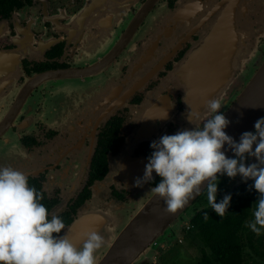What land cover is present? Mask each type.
<instances>
[{
  "label": "flooded vegetation",
  "instance_id": "af4514ba",
  "mask_svg": "<svg viewBox=\"0 0 264 264\" xmlns=\"http://www.w3.org/2000/svg\"><path fill=\"white\" fill-rule=\"evenodd\" d=\"M194 2L0 0V168L28 177L78 249L98 233L96 264L154 196L155 173L134 186L151 143L194 130L190 104L198 127L211 99L226 114L264 64V0H199L191 16ZM207 208L205 190L172 247Z\"/></svg>",
  "mask_w": 264,
  "mask_h": 264
},
{
  "label": "clouds",
  "instance_id": "9594fccd",
  "mask_svg": "<svg viewBox=\"0 0 264 264\" xmlns=\"http://www.w3.org/2000/svg\"><path fill=\"white\" fill-rule=\"evenodd\" d=\"M201 11L203 6L196 0L189 15ZM224 107L221 100L211 99L205 105L210 118L202 126L194 124L200 114L190 112L188 122L194 130L165 135L151 143L143 178H138L134 186L155 183V173L159 183L152 188L153 194L164 202L168 212L176 213L199 197L206 183L208 206L222 219L232 195H225L217 203L219 177L234 180L239 176L242 183L252 181L249 190H254L258 199L254 220L247 226L259 237L264 230V118L255 123L254 132L243 133L237 143L226 134L231 121L222 113ZM228 151L234 158L226 157ZM249 158L256 163L246 166ZM43 199L42 193L29 187L25 174L0 168V264H96L95 254L105 240L96 232H86L80 237L82 249H78L61 235L65 223L49 216ZM204 219L209 216L205 214Z\"/></svg>",
  "mask_w": 264,
  "mask_h": 264
},
{
  "label": "water",
  "instance_id": "95a60500",
  "mask_svg": "<svg viewBox=\"0 0 264 264\" xmlns=\"http://www.w3.org/2000/svg\"><path fill=\"white\" fill-rule=\"evenodd\" d=\"M193 109L194 104H190L189 113ZM225 115L231 121L230 126L226 129V134L235 142H239L243 133L254 132L255 123L264 118V64ZM225 154L227 158H234L231 151ZM253 163H256L255 159L249 158L246 161V166ZM250 182L252 181L242 183L241 177L237 176L225 184L228 190L227 194L231 195L235 189ZM205 190L206 183L201 186V192L203 193ZM197 199L198 197L191 200L184 209L170 213L166 210L164 202L154 195L144 210L130 221L120 233L102 264H141L149 257L153 260L155 254L149 256L151 251H157L160 246H171L180 238L177 235L173 240H168L169 234L167 233ZM222 200L223 198L219 199L217 203Z\"/></svg>",
  "mask_w": 264,
  "mask_h": 264
},
{
  "label": "trees",
  "instance_id": "16d2710c",
  "mask_svg": "<svg viewBox=\"0 0 264 264\" xmlns=\"http://www.w3.org/2000/svg\"><path fill=\"white\" fill-rule=\"evenodd\" d=\"M252 183L235 189L224 218L207 208L192 221L182 240L193 238L194 245L196 241L201 244V258L193 264H264V236L257 237L246 226L254 220V203L258 199V194L249 190ZM246 251L250 262L244 256Z\"/></svg>",
  "mask_w": 264,
  "mask_h": 264
},
{
  "label": "rangeland",
  "instance_id": "374dc122",
  "mask_svg": "<svg viewBox=\"0 0 264 264\" xmlns=\"http://www.w3.org/2000/svg\"><path fill=\"white\" fill-rule=\"evenodd\" d=\"M230 181V180H229ZM184 217V215L182 216V218ZM186 217V216H185ZM185 222H188L187 220ZM251 223L250 221H248L246 223V226ZM180 227H177V224L175 226H173L171 228V230L169 231V233L167 234H172V235H179V231H180ZM175 236V237H176ZM261 236H264V230H262V235ZM182 242H178L179 245H176L174 247H172L171 249L167 250H164L162 247L163 246H160L161 250H163V253L160 252V256H162V258L165 259H168L169 260V264H193V263H196L197 261L200 260L201 258V255L199 253V250H200V247H201V244L199 241H196L194 245V242H193V238L191 239H183L181 240ZM175 243V242H174ZM159 249V248H158ZM157 249V250H158ZM248 251L245 252V258L248 262H250V259L248 258V254H247ZM154 252L151 251L149 253V256L150 255H153ZM247 256V257H246ZM159 260V255L157 256V260L156 258H154L153 260H149V264H156L157 261ZM259 262V261H258ZM159 264V262L157 263Z\"/></svg>",
  "mask_w": 264,
  "mask_h": 264
}]
</instances>
